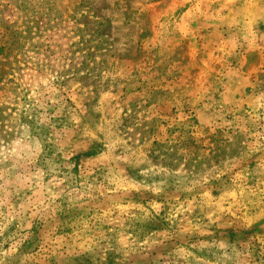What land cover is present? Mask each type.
Here are the masks:
<instances>
[{
	"label": "rangeland",
	"instance_id": "1",
	"mask_svg": "<svg viewBox=\"0 0 264 264\" xmlns=\"http://www.w3.org/2000/svg\"><path fill=\"white\" fill-rule=\"evenodd\" d=\"M0 264H264V0H0Z\"/></svg>",
	"mask_w": 264,
	"mask_h": 264
}]
</instances>
